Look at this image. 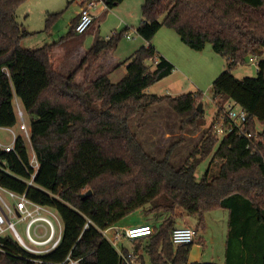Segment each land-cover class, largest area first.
Here are the masks:
<instances>
[{
	"label": "trees",
	"instance_id": "1",
	"mask_svg": "<svg viewBox=\"0 0 264 264\" xmlns=\"http://www.w3.org/2000/svg\"><path fill=\"white\" fill-rule=\"evenodd\" d=\"M104 1L115 8L124 0ZM25 2L0 0V127L17 125L14 100L19 99L30 117L31 146L40 166L29 185L35 170L27 142L19 136L11 151L0 145V186L54 209L63 232L59 245L41 255L30 253L6 232L0 264H67L78 259L79 264H124L102 231L148 205L150 212L168 216L154 225L153 235L134 241L140 264H147L146 252L152 264H188L193 244L175 247L173 228L178 220L192 217L196 228L205 230L206 213L219 208L230 211L226 264H264V146L253 153L236 132L217 138L213 121L202 144L176 167L173 146L158 159L131 127L134 117L161 103L177 114L182 134L188 129L196 133L206 124L204 109L198 108L200 92H146L175 69L170 60L157 56L151 43L163 26L174 28L192 49L203 50L211 43L226 57L227 68L212 86L213 101H236L247 111L251 131L258 122L264 124V0H144L137 31L149 44L113 67L128 63L116 82L110 77L113 70L91 76L102 53L115 50L128 27L97 39L81 63L65 74L52 64L58 42L38 48L22 45L32 34L17 20ZM56 15L50 14L46 30ZM77 21L78 16L68 37L77 35ZM247 56L258 58V73L239 79L232 70L247 62ZM210 157L218 172L207 169L198 178V168ZM89 189L92 194L82 198Z\"/></svg>",
	"mask_w": 264,
	"mask_h": 264
},
{
	"label": "rangeland",
	"instance_id": "2",
	"mask_svg": "<svg viewBox=\"0 0 264 264\" xmlns=\"http://www.w3.org/2000/svg\"><path fill=\"white\" fill-rule=\"evenodd\" d=\"M89 1L91 0H26L17 11V20L32 34L23 39L22 45L27 48H38L46 44L58 42V44H62V49L66 48L67 44L63 42L79 36L74 35V37H68L72 30L73 20L81 11V7ZM143 3L144 0H124L116 6L118 7L116 9L110 7L101 9L104 1L99 0V8L97 7L98 9L94 12L96 14V20L84 35H92V31H96V33L98 32L99 38L106 39L113 36L116 32H121L126 28V24L128 23L130 25L128 33L131 37H122L115 48L121 57V62H124L140 46L139 43H141V37L137 33V28L143 20ZM54 13L57 15L52 20L51 28L50 30H46L47 19L50 14ZM163 18L161 17V20ZM90 39L87 43H90ZM151 43L155 46L158 57H160V53L165 52L170 55L176 70L168 77L150 86L146 92L158 96H177L183 93L200 92L202 98H200L199 103L203 104L202 109H204L206 124L200 127L196 133L188 129L186 133L182 134L180 132V123L177 114L168 104L161 103L150 108L145 114L140 113L134 117L131 121V127L138 135L145 149L158 159L164 158L167 151L173 146L171 153L172 162L176 167H181L190 158L194 149L202 144V141L209 132V125L214 121L217 105L213 101L212 86L221 73L226 70L227 59L223 55L215 52L211 43H207L203 50L190 48L183 43L177 31L172 27L163 26L152 38ZM87 45H89L87 47L91 48L90 44ZM255 60H258V58ZM52 64L56 70L60 71L53 61ZM76 67V65L70 63L62 71L65 74H69ZM95 71L91 77L97 75ZM126 71L124 67H116L110 75L112 81L116 82L121 79ZM232 73L235 77L242 79L244 77H254L258 72L257 68L249 61L235 66ZM83 79L84 72L82 71L78 75L77 80L82 82ZM17 102L23 107L21 101L17 98L14 100L15 107ZM24 117L27 126L30 127V117L25 110ZM258 127L263 129L264 124L258 122ZM14 129L19 134V126L16 125ZM10 139L11 134L0 129V141L6 143ZM27 144L29 152H32L30 142H27ZM210 161L211 157L200 165L196 173L198 178H201L207 169L211 173L218 172L219 166ZM1 192L5 195L2 190ZM149 208V205L139 208L125 218L119 225H129L131 220H138L141 221V224H151L152 226L159 224L161 222L160 214L157 215L154 212H150ZM224 211L225 209H220L212 213L209 217V230L207 232H205L207 228L202 231L200 230V237L205 238L208 253L214 251L218 255L224 251L220 242L222 229L224 228V221H222L225 218ZM51 218L57 225V220L52 216ZM189 219L192 223L195 222L194 218L189 217ZM13 221L20 236L29 243L26 234L28 222L19 217H13ZM181 221L178 220V224ZM7 232L12 233L11 230ZM211 237H213V241ZM142 240L147 241V238H143ZM122 243L129 251H135L133 240L123 238ZM138 253L140 254L141 252L138 251ZM145 259L147 264H152L147 252L145 253ZM136 264L140 263L137 262Z\"/></svg>",
	"mask_w": 264,
	"mask_h": 264
},
{
	"label": "built area",
	"instance_id": "3",
	"mask_svg": "<svg viewBox=\"0 0 264 264\" xmlns=\"http://www.w3.org/2000/svg\"><path fill=\"white\" fill-rule=\"evenodd\" d=\"M98 2L99 0H91L81 7L75 27V32L77 34H84L93 26L96 20V15L93 11L97 9ZM107 7L109 6L104 1L103 8L106 9ZM126 37L130 38L131 35L127 33ZM255 59L256 57H253L250 61L258 70L259 63L258 60ZM215 104L217 108L214 116L213 134L217 138H224L236 132L239 136H243L247 139V147L253 153L262 152L264 146V128L261 129L257 126L255 131L249 130L247 111L232 99L226 100L222 105ZM15 111L20 132L18 134L14 127H3L4 131L11 134V139L8 144H4L0 141V145L6 151L15 149L19 136L23 137L26 142H30L31 144V128L27 126L24 117V109L18 102ZM29 159L30 165L35 170L32 174V178L28 181V184L32 185L36 172L40 166L33 148L32 152H30ZM51 216L57 220V225ZM13 217H19L28 222L26 234L29 243L20 236L15 222L13 221ZM61 223L63 224L60 216L54 209L30 200L26 194H18L15 191L0 186V251H3L4 248L2 237L8 230H11L19 244L30 253L41 255L50 252L57 247L61 241L63 232ZM145 225L146 224H118L102 231L119 252L123 258L124 264H136L140 254L136 251H129L126 249L122 243L123 238L135 241L138 238L153 235L155 232L154 227L151 224ZM198 233V229L190 225L175 227L171 233V240L175 247L193 244L197 239ZM79 261L80 259L70 260L67 264H79Z\"/></svg>",
	"mask_w": 264,
	"mask_h": 264
},
{
	"label": "crops",
	"instance_id": "4",
	"mask_svg": "<svg viewBox=\"0 0 264 264\" xmlns=\"http://www.w3.org/2000/svg\"><path fill=\"white\" fill-rule=\"evenodd\" d=\"M116 8H118V7H115L114 9H116ZM101 9H103V6ZM93 12H95V10ZM126 27L130 28V25L127 23ZM137 33H138V31H137ZM91 34L92 35H88V36H86L84 34H82V35L77 34V35H79V36H77V38L63 42L65 44H67L66 48H64V49H62L63 46L61 43L52 48V57H53L52 61H53V63H55V65L58 66L60 71H62L63 68L67 67V64L71 63L72 65L74 64V65L78 66L81 63L83 56L90 49L89 47H87V46H89L87 44H90V46L92 47V45L96 42V40L100 39L98 37V32L96 33V31H92ZM89 38H91L90 43H87ZM140 39H141V43H139L140 44L139 47H141L143 45L147 46L149 44L143 37H141ZM55 43H57V42H55ZM55 43H53V44H55ZM160 56L165 57L166 59L171 61L170 55L166 52L160 53ZM120 62H121V57H120V55L116 49L115 50H107L104 53H102L101 59H100L98 65L96 67L95 74L99 75V74L104 73V72H111L113 70V67L115 65L119 64ZM127 65H128V63H124L120 67H124L125 69H127ZM175 70H176V68L173 70V73L175 72ZM62 73H64V72L62 71ZM0 129L3 130V127H0ZM9 142H6L4 144H8ZM220 209H225V208H219V209L212 210V211H209L208 213H206V222H207L206 228H207V230L205 232H207L209 230V217L212 215V213H215V211L220 210ZM223 213L225 215V218L222 219V221H224V228L222 229V237H221L220 242H221V246L224 249V251H222V253L218 254V255L215 254L214 251H211L210 253H208V250L206 249L207 244L205 242V238L200 237L201 232L198 229L199 233L197 236V241H195L191 247V250L189 253V258H188V264H226L227 239H228L229 228H230L229 227L230 211L228 209H225V211ZM167 216H168V213L161 214L160 215V221H163L164 219H166ZM225 222H227V223L225 224ZM196 223H197L196 220L194 223H192V221L189 219V217H186L179 224H177L176 227L183 226V225H190L193 227H197ZM137 224H141V221L131 220L129 223V225H137ZM211 240L212 241L214 240L213 237H211Z\"/></svg>",
	"mask_w": 264,
	"mask_h": 264
},
{
	"label": "water",
	"instance_id": "5",
	"mask_svg": "<svg viewBox=\"0 0 264 264\" xmlns=\"http://www.w3.org/2000/svg\"><path fill=\"white\" fill-rule=\"evenodd\" d=\"M246 61L247 62L250 61V58L248 56L246 57ZM202 106H203V104L199 103L198 108H199L200 111L202 110ZM91 194H92V190H89L88 192L82 194V198H86V197L90 196Z\"/></svg>",
	"mask_w": 264,
	"mask_h": 264
}]
</instances>
